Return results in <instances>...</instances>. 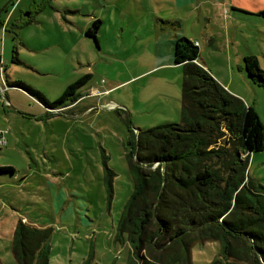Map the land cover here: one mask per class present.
Listing matches in <instances>:
<instances>
[{
  "label": "rangeland",
  "instance_id": "1",
  "mask_svg": "<svg viewBox=\"0 0 264 264\" xmlns=\"http://www.w3.org/2000/svg\"><path fill=\"white\" fill-rule=\"evenodd\" d=\"M173 2L23 0L0 32V82L3 73L10 75L11 83L54 102L71 83L92 75L60 109L12 84L11 105L0 95V165L16 170L0 173V264H19L12 242L20 219L50 228V264H141L125 228L135 190L131 143L137 129L181 121L183 71L158 66L172 52L169 40L199 41L204 65L264 123V86L240 71L244 54L256 55L264 68V0L189 8H173ZM98 20L93 37L88 30ZM249 160V178L264 185V149ZM149 247L143 246L146 256L165 250ZM190 251V261L171 264H250L228 258L218 239H196Z\"/></svg>",
  "mask_w": 264,
  "mask_h": 264
},
{
  "label": "trees",
  "instance_id": "2",
  "mask_svg": "<svg viewBox=\"0 0 264 264\" xmlns=\"http://www.w3.org/2000/svg\"><path fill=\"white\" fill-rule=\"evenodd\" d=\"M260 14L264 16V9ZM98 21L88 30L93 37L100 29ZM2 24L0 20V28ZM174 53L183 71L181 121L137 129L131 143L135 190L125 228L135 252L141 264L186 262L196 239H218L228 258L264 264V185L249 178L247 170L249 155L264 149V123L252 105L230 93L198 62L200 49L193 40L178 37ZM244 66L264 86L258 57L246 55ZM91 77L85 74L71 83L54 102L19 82L11 84L29 91L45 107L60 109L73 102ZM225 130L228 138L221 143ZM15 171L0 165V173ZM50 232L18 221L12 248L19 264H50ZM145 244L165 250L146 256ZM213 264L237 263L218 259Z\"/></svg>",
  "mask_w": 264,
  "mask_h": 264
},
{
  "label": "crops",
  "instance_id": "3",
  "mask_svg": "<svg viewBox=\"0 0 264 264\" xmlns=\"http://www.w3.org/2000/svg\"><path fill=\"white\" fill-rule=\"evenodd\" d=\"M2 1V0H1ZM5 0H3V2H4ZM9 1V0H8ZM8 1H6V2H8ZM3 2H1V4H0V6L3 4ZM5 2V3H6ZM4 3V4H5ZM22 3H23V0H19L16 4H15V6L14 7H12L13 8V10H12V8H11V6H9V8H8V10L4 13V16H3V19H5V17L6 18H8V19H10L9 20V22H8V26H7V28H6V30H5V32L8 30V27H9V24L11 23V19H12V17L16 14V11H17V9L22 5ZM202 3H210L211 5H213V6H215V5H217V3H221V0H174V2H173V5L172 4H169L171 7H173V8H175L176 7V5H183V6H185V7H187V8H189V7H191V6H193L194 4H198V5H202ZM231 7H232V9L230 10V11H228L226 14H228V16H226L225 17V22L228 24L225 28L227 29V32L228 33H232L233 32V29L232 30H230L231 28H233V26L234 25H232L231 26V28H228V26H229V24L231 23V22H233V21H231L230 22V17H229V14L230 15H232L231 17H233V12L232 11H234L235 10V8H236V4L235 3H231ZM38 14V13H37ZM221 15V14H220ZM39 16V15H38ZM37 21H39L38 20V18H37ZM1 32V31H0ZM5 35H6V33H4ZM178 38V37H177ZM176 38V39H177ZM176 39H171V40H169L171 43H172V46H173V48H172V52H169V54H167V56L163 59V61H162V63L160 64V65H158V66H165V65H174V64H176L175 63V61H174V58H175V53H174V43H175V40ZM194 42H197L198 43V46H199V49H200V42L199 41H194ZM170 43V44H171ZM248 55H251V54H248ZM246 56V54H244V57ZM244 57H243V59H244ZM197 60H198V62L200 63V64H202V65H204L205 64V62L203 61V58L201 57V53L199 54V57L197 58ZM178 67H180L181 69H182V66L180 65V64H176ZM205 66V65H204ZM205 68H207L206 66H205ZM208 69V68H207ZM240 71L241 72H243L244 73V75H245V79H247V76H246V70H245V66H244V60H243V63H242V65L240 66ZM183 73V72H182ZM8 83V85H9V88L6 90V92H5V94H3L2 93V89H4L5 88V81ZM182 82H183V79H182ZM13 86V85H12ZM10 91V92H9ZM108 91V90H107ZM0 95H2L3 97H4V101H5V104L6 105H11V76L10 75H8L7 76V78H6V76H5V74L3 73L2 74V81L0 82ZM181 109H182V107H181ZM4 121V120H3ZM6 121H4V123H5Z\"/></svg>",
  "mask_w": 264,
  "mask_h": 264
},
{
  "label": "flooded vegetation",
  "instance_id": "4",
  "mask_svg": "<svg viewBox=\"0 0 264 264\" xmlns=\"http://www.w3.org/2000/svg\"><path fill=\"white\" fill-rule=\"evenodd\" d=\"M11 4H14L12 7H14L15 6V4H16V0H14V1H11L10 3H9V5L7 6V8L1 13V15H0V20H3V24H2V26H1V28H0V31H2V32H5V30H6V28H7V26H8V22H9V20L10 19H8V18H6L5 17V19H3V14L8 10V8H9V6H11ZM3 7V6H2ZM1 7V8H2ZM11 7V8H12ZM12 10H13V8H12ZM32 16V15H31ZM9 88V85H8V83L6 82L5 83V88L4 89H2V93L3 94H5V92H6V90ZM82 88V87H81ZM81 89H79V91H80ZM59 109V108H58Z\"/></svg>",
  "mask_w": 264,
  "mask_h": 264
},
{
  "label": "built area",
  "instance_id": "5",
  "mask_svg": "<svg viewBox=\"0 0 264 264\" xmlns=\"http://www.w3.org/2000/svg\"><path fill=\"white\" fill-rule=\"evenodd\" d=\"M195 43L198 44L197 42ZM4 143H5L4 134L3 131L0 129V148L3 146Z\"/></svg>",
  "mask_w": 264,
  "mask_h": 264
},
{
  "label": "water",
  "instance_id": "6",
  "mask_svg": "<svg viewBox=\"0 0 264 264\" xmlns=\"http://www.w3.org/2000/svg\"><path fill=\"white\" fill-rule=\"evenodd\" d=\"M11 1H14V0H9L8 2H6V3L3 5L2 8H0V15H1V13L7 8V6L9 5V3H10ZM155 167H156V165L153 166V168H155Z\"/></svg>",
  "mask_w": 264,
  "mask_h": 264
}]
</instances>
